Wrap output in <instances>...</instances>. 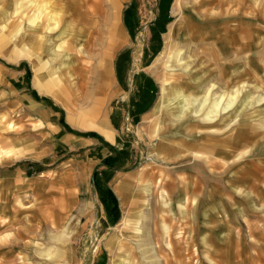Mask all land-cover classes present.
Returning a JSON list of instances; mask_svg holds the SVG:
<instances>
[{"label":"rangeland","instance_id":"rangeland-1","mask_svg":"<svg viewBox=\"0 0 264 264\" xmlns=\"http://www.w3.org/2000/svg\"><path fill=\"white\" fill-rule=\"evenodd\" d=\"M179 1L0 0V264H264V17Z\"/></svg>","mask_w":264,"mask_h":264},{"label":"crops","instance_id":"crops-1","mask_svg":"<svg viewBox=\"0 0 264 264\" xmlns=\"http://www.w3.org/2000/svg\"><path fill=\"white\" fill-rule=\"evenodd\" d=\"M203 2L205 4V12H206L205 15L209 18H211V17L222 18V20H225V21H221V25H224L225 27L228 25L229 26L232 25V22L229 21V19L235 18V19H241L242 20V22H239L236 25V27L230 28L231 30H229V34H231V35H237V34H241V33H243V34L244 33L245 34L254 33L253 29L255 26H254L252 20L258 19V18L260 19V17H264V16L260 15V11L262 10V6L259 7L258 14H256L257 13L256 4L260 5L261 3H264V0H203ZM171 3H172V7L171 8H170V6L168 7V12H167L168 16H173L174 14H176L177 9H179L181 6L179 0H171ZM207 4H217L218 7L216 6V8H218V11H220V14H218V15L215 13L214 14H212V13L208 14V11H206ZM224 11H227V13H224ZM230 11H232V13H230ZM236 11H237V13H234ZM170 30H171L170 34L172 35V29H170ZM105 46L106 45L102 46L98 50V52H96L94 57H100L99 55H101L102 59H104L107 56V48H108ZM107 46H108V44H107ZM167 48H168V46H167ZM91 67L94 69V73H96L95 78L99 81L100 85H101V83H103L104 86L108 85L105 83L110 78L108 63H106V62L104 63L103 61L102 62L97 61V62L93 63V65ZM162 87H160V89H159V96H158L156 103H158L159 100L165 96L164 94L166 92L165 89H166L167 85H163ZM38 90L41 92H49V93L55 94V92H53L52 90H49V89L38 88ZM163 92H164V94H163ZM160 93L162 94V96ZM205 97H206L205 94H204V96L201 97V100L199 101L200 106L196 108L198 111H200L202 109L201 105H203L206 102V100H208V97H206V98ZM225 108L226 107H224V109ZM214 109H215L214 107L206 108L205 114L210 116V114L212 113V110L214 112ZM204 121H206V120H204ZM106 132H107L106 137L111 138L110 133L108 131H106ZM68 179L70 182H76L79 180V176L74 174V172H71L68 175ZM121 184L122 183L119 182V183H117V186H120ZM121 199L124 201L126 199L125 195L124 196L121 195ZM125 216H126V214L120 220V223L122 225L126 224ZM22 232L27 233L28 230L24 229V230H22Z\"/></svg>","mask_w":264,"mask_h":264},{"label":"bare ground","instance_id":"bare-ground-1","mask_svg":"<svg viewBox=\"0 0 264 264\" xmlns=\"http://www.w3.org/2000/svg\"><path fill=\"white\" fill-rule=\"evenodd\" d=\"M162 87V86H161ZM163 88V87H162ZM162 91V90H161ZM161 94V93H160ZM163 94H164V92H163ZM161 96H162V94H161ZM206 98V97H205ZM199 109V108H198Z\"/></svg>","mask_w":264,"mask_h":264}]
</instances>
